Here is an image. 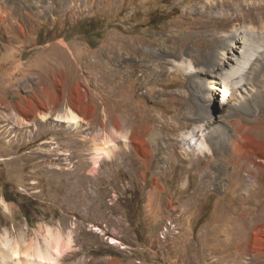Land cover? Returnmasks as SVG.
I'll use <instances>...</instances> for the list:
<instances>
[{
    "label": "rangeland",
    "instance_id": "374dc122",
    "mask_svg": "<svg viewBox=\"0 0 264 264\" xmlns=\"http://www.w3.org/2000/svg\"><path fill=\"white\" fill-rule=\"evenodd\" d=\"M186 1L0 0L1 255L264 264V57L227 80L237 64L212 61L254 24L221 30L224 0ZM69 109L79 126L58 120ZM199 129L207 146L189 152Z\"/></svg>",
    "mask_w": 264,
    "mask_h": 264
},
{
    "label": "bare ground",
    "instance_id": "6f19581e",
    "mask_svg": "<svg viewBox=\"0 0 264 264\" xmlns=\"http://www.w3.org/2000/svg\"><path fill=\"white\" fill-rule=\"evenodd\" d=\"M188 1H190V0H187L186 2H188ZM239 1L240 0H236V1L235 0L234 1L224 0L222 2L221 6L225 9V13L222 17H220L218 27L221 30H225V31L228 30L230 27H232L235 23H236L235 25H237L238 23H240V24L253 23L254 27L251 29L250 35H246L244 32H242L240 30H236V31H234L235 33L229 35L228 36L229 42L226 44L227 54H224L221 61L216 60V59L212 61V68L214 70H220V68H225L230 63H236L237 64L236 67H232L231 71L226 73V76H227L226 79L227 80L230 78H233V77L239 78L241 73L244 72L249 67V64L252 62V60L258 59L259 56L264 57V3H262V2L257 3L255 1L254 2L248 1L245 3H240L241 1L240 2ZM216 6H219V4L215 5V4H213V2H211V5L208 6L207 9L212 10V9L216 8ZM232 7L235 9H234L233 13H230L229 11ZM240 44L244 45V47L242 49V53H241V56H242L241 59L237 57L238 51L242 48ZM228 52H231L232 56H230L229 55L230 53H228ZM255 57H257V58H255ZM205 73H207V72L205 71ZM215 77L217 78V76H215ZM259 77L264 82V64L261 67H259V69H258L257 78H259ZM216 78L212 79L210 81V83H211L210 90L214 92L215 89H218L215 86L216 84H220L221 86H222V84H224L223 101H222V103H224V99L229 92L230 83L227 80L218 81L222 78L218 77V80H216ZM238 78H237V80H238ZM261 79H260V81H261ZM235 85L237 86L238 82H236ZM237 88H238V86H237ZM231 89L233 90V88H231ZM58 120L61 122L70 123L75 127L80 125V118L75 115V113L72 111V109H69L67 114H65V115H58ZM197 131H199V133H200L198 135L199 138L196 139L197 135H195L194 132L190 133L186 137L187 141H190V142H187V148H186L189 152H191V149H193L194 146L196 148L195 150L204 149L207 146L206 143L204 142L203 130L199 129ZM239 146L240 145L238 143H235L234 149H240ZM208 151H209V148H208ZM257 162H259V161H257ZM163 167L165 168L168 166L165 164V165H163ZM259 167H260V169H262V166H259ZM113 242L117 243L118 241H113ZM253 242L254 243H253V245H251V248L252 249L259 248L258 244H260V242L259 241L256 242V239ZM5 246L8 247V244L5 243ZM20 253L21 252H19V250H15V252L10 257L9 256L4 257L3 255L0 254V260L3 262H10V263H12L14 260H18L16 262H14V264H24L20 260V258H21ZM25 264H56V261L54 260V256L52 255L51 250L44 249V251L40 255L39 259L35 260L34 258H32V260L30 262H27Z\"/></svg>",
    "mask_w": 264,
    "mask_h": 264
},
{
    "label": "crops",
    "instance_id": "0c3cea01",
    "mask_svg": "<svg viewBox=\"0 0 264 264\" xmlns=\"http://www.w3.org/2000/svg\"><path fill=\"white\" fill-rule=\"evenodd\" d=\"M68 44H70V47H72V49L74 50V47L75 46H73V44H71V43H68ZM44 45H42L41 47H43ZM69 47V48H70ZM71 49V48H70ZM40 55H42V56H46L45 55V51H39L38 52ZM57 65L58 64H56L55 66H53V65H49L48 64V62H45V64L43 63L42 65H40V67H42V68H44L45 70H48L49 69V71L52 69L51 68V66L54 68V70H52L53 72L56 70V67H57ZM61 71V73H62V70H60ZM41 72V74H46V73H44V71H40ZM54 73H58V72H54ZM56 76V75H55ZM61 76V75H60ZM50 86V85H49ZM63 86L61 85V88H59V93L56 91L57 90V87L55 86V88H52V86L51 87H49L50 89H48V92H46V104H48V105H51V104H55V105H57V104H59L58 103V100H59V102H60V99L58 98V96H57V94L60 96V98L62 99V93H63V89H64V87L62 88ZM55 89V90H54ZM44 92L46 91L45 89H42ZM55 91V92H54ZM54 92V93H53ZM57 93V94H56ZM41 94V93H40ZM39 94V95H40ZM19 104H21V103H19ZM73 106H80V104L77 102L76 103V101H72V103H71ZM80 118V122H82V118L81 117H79ZM105 122H106V119H105ZM253 242V241H252ZM252 245V243L250 244V246Z\"/></svg>",
    "mask_w": 264,
    "mask_h": 264
},
{
    "label": "clouds",
    "instance_id": "9594fccd",
    "mask_svg": "<svg viewBox=\"0 0 264 264\" xmlns=\"http://www.w3.org/2000/svg\"><path fill=\"white\" fill-rule=\"evenodd\" d=\"M112 136L115 137L117 140H124L126 139L127 134L124 131H117L115 129L112 130ZM115 147L114 144L109 145V141L105 140V147Z\"/></svg>",
    "mask_w": 264,
    "mask_h": 264
}]
</instances>
